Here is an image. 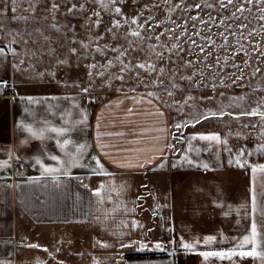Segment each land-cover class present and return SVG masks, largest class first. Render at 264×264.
<instances>
[{"label":"crops","instance_id":"obj_1","mask_svg":"<svg viewBox=\"0 0 264 264\" xmlns=\"http://www.w3.org/2000/svg\"><path fill=\"white\" fill-rule=\"evenodd\" d=\"M15 49L0 42V264H254L201 253L249 234L256 150L229 155L200 138L215 133L177 130L152 92L99 97Z\"/></svg>","mask_w":264,"mask_h":264},{"label":"rangeland","instance_id":"obj_2","mask_svg":"<svg viewBox=\"0 0 264 264\" xmlns=\"http://www.w3.org/2000/svg\"><path fill=\"white\" fill-rule=\"evenodd\" d=\"M262 17L264 0H0V42L20 48L26 67L69 74L99 97L152 92L177 130L218 131L227 154L256 150L264 164V118L240 115L264 111ZM256 176L264 209V173ZM257 229L264 253L261 215Z\"/></svg>","mask_w":264,"mask_h":264},{"label":"snow or ice","instance_id":"obj_3","mask_svg":"<svg viewBox=\"0 0 264 264\" xmlns=\"http://www.w3.org/2000/svg\"><path fill=\"white\" fill-rule=\"evenodd\" d=\"M55 7V5H54ZM117 12L120 11V9H116ZM264 18V17H262ZM134 35H139V33H134ZM2 51V50H0ZM141 67H143V65H141ZM85 91H87V89H85ZM213 115H216L215 113H213ZM220 115H224L223 112L220 113ZM240 115H248V116H260L261 118H264V111H260L258 109H253L251 111L248 112H241ZM208 117L205 116L204 119H207ZM200 121L197 120L196 123H199ZM177 127H180V125H177ZM28 131L32 133L33 136H39L40 138H43V131L37 132L36 130H33V128L31 126H28ZM52 132L58 133L60 135H63L65 132L68 131V129L66 128H52L51 129ZM195 138V137H193ZM201 139H205V140H219V136L218 134H210V135H202L200 137ZM70 143V141L65 140L64 144H68ZM63 147V145H62ZM85 146L84 145H80V149H83ZM241 155H243V152H241ZM52 159H57V157H52ZM232 161H229V163H231ZM73 163H75V161H73ZM236 163L240 166V167H244L245 164L241 162L240 159L236 160ZM102 167V166H101ZM204 167H207V165H204ZM45 171L47 173H52L55 171H58V169H52V168H47L45 169ZM252 172H253V178H255V175L257 172L260 173H264V164H256L252 166ZM99 192V190H98ZM260 212L261 216L264 217V209H261L258 207L257 205V201H256V194H255V188L252 189V195H251V217H252V222H251V226H250V230H249V234L243 236L235 245V247L228 249V250H221V251H205L203 253H201V255H203L205 257V259H207L208 257H218L220 259H231L233 256L239 255L241 257L244 256H260L262 258H264V253H258L256 251V244L258 243L257 241V237L259 235L258 233V229H257V224H256V213ZM216 240L215 236H208L205 237L203 240V243L205 245L211 244ZM200 243L199 240L194 241L193 243H184L183 247L184 248H188V249H193L195 248V245ZM248 245H253L252 249L249 251H244L243 249L246 248V246ZM237 249H240L241 251H237Z\"/></svg>","mask_w":264,"mask_h":264},{"label":"trees","instance_id":"obj_4","mask_svg":"<svg viewBox=\"0 0 264 264\" xmlns=\"http://www.w3.org/2000/svg\"><path fill=\"white\" fill-rule=\"evenodd\" d=\"M129 256H144L148 255V253H128Z\"/></svg>","mask_w":264,"mask_h":264},{"label":"built area","instance_id":"obj_5","mask_svg":"<svg viewBox=\"0 0 264 264\" xmlns=\"http://www.w3.org/2000/svg\"><path fill=\"white\" fill-rule=\"evenodd\" d=\"M5 85H6V87H9V88H11L10 87V83L9 82H6L5 83ZM13 94V90L12 89H10V91L8 92V95H12Z\"/></svg>","mask_w":264,"mask_h":264}]
</instances>
